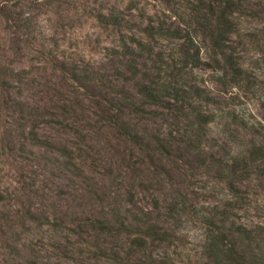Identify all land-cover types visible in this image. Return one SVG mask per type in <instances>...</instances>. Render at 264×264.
Instances as JSON below:
<instances>
[{
    "label": "rangeland",
    "instance_id": "1",
    "mask_svg": "<svg viewBox=\"0 0 264 264\" xmlns=\"http://www.w3.org/2000/svg\"><path fill=\"white\" fill-rule=\"evenodd\" d=\"M227 1L233 32L225 44L242 72L223 77L211 38L217 5ZM110 14L118 25L102 22ZM133 41L149 52L130 61L122 53ZM71 62L79 74L103 77L99 99L89 89L93 82L83 90L63 73ZM148 83L178 92L203 88L219 103L208 107L217 117L198 161L185 158L175 168L151 149L154 135L170 140L173 112L162 105L173 101L142 105L156 115L138 120L130 103H139L137 86ZM243 124L264 126V0H0V264H225L221 254H205L201 221L230 211V221L264 230V176L252 168L240 180L200 160L229 165L238 157L235 140L253 137ZM121 126L143 136L142 146L121 136ZM177 195L186 207L173 229L167 202ZM157 209L166 214L155 220L174 236L170 243L146 239L139 248L136 236L91 224L145 210L153 218ZM255 236L260 247L264 236Z\"/></svg>",
    "mask_w": 264,
    "mask_h": 264
},
{
    "label": "trees",
    "instance_id": "2",
    "mask_svg": "<svg viewBox=\"0 0 264 264\" xmlns=\"http://www.w3.org/2000/svg\"><path fill=\"white\" fill-rule=\"evenodd\" d=\"M227 1L224 5H217L219 9V15L217 19L216 33L212 40V46L217 50L216 56L219 59H215L217 66H220L222 72L227 76L228 72L233 71L237 74H241L242 69L241 65H238L236 58L233 57L234 51L230 46L225 44L227 40V35L232 34V25L228 24V19L225 13L231 8L233 4ZM210 6V5H208ZM209 12L212 10L208 8ZM102 22L106 23L108 26H116L120 23V19L116 20L115 15L110 14L103 16ZM133 48L125 46V50L122 55H128L131 60H135L140 53L149 52L148 49L143 45L141 41H133ZM229 51V52H228ZM119 54V53H117ZM121 55V56H122ZM135 63V62H134ZM130 65L129 72L131 78H135L138 72H135V64ZM68 63L62 65L64 69L63 73L68 75L69 80L74 81L82 87L87 89L90 81L93 82L92 86L88 88L93 90L92 96L99 99V94L103 85L99 81L103 80V77H98L97 74L92 76H86L78 73L77 69H74V65L71 62V67H65ZM197 64V63H196ZM119 80V79H118ZM153 84L148 83V85L141 84L137 86V95L139 98V103L132 102L129 107L130 111L137 117L140 121L148 120L147 116H155L153 112H147L146 109L142 107L144 104L158 105L161 104L162 99L171 98L173 101L163 102V109L166 111L171 110L173 114L169 119L171 120L168 123L169 126V138L166 140L163 137L152 136L151 141L154 146L151 147L153 152L159 155L160 157L170 160L175 168L180 169L181 164H186L183 162L185 158H190L193 163L198 161L196 158L200 156L201 152L199 150H204V145L201 146L205 138V132L209 124H213L216 120L217 115L209 113L208 107L219 105L216 100L214 101L213 95L209 90H205L199 87H189L185 92H178L174 89L173 86L162 84L160 87L151 86ZM102 100L108 104V107L113 108L115 112H121L123 110V105L121 102L115 103L113 105L112 99H106L102 97ZM130 101V100H129ZM120 105V106H119ZM128 105V103L126 104ZM166 115V114H165ZM226 117V113L223 114ZM157 117V116H156ZM111 119L114 120V117L111 115ZM237 119V118H236ZM235 122V121H234ZM116 123V121H115ZM121 128H123L121 126ZM244 130V134L252 135V139L244 140L239 138L235 140L238 154L236 158H232L230 164L228 165V160L221 159L218 161H207L200 160L201 166L209 169L211 167H219L220 173H224L226 169H230L233 178H239L240 180H246L249 178L250 174H253L252 168L257 169L256 176H264V126L259 125L248 127L247 125H242L240 127ZM257 128V129H256ZM123 133L121 136H124L132 144L142 146L144 137L137 135L135 132H128L127 129L123 128ZM31 140L37 142L39 146L45 145L42 141H39L36 134H31ZM238 141V143H237ZM260 142V143H258ZM235 144V143H234ZM181 146V147H179ZM183 147V148H182ZM140 151L148 150V146L140 147ZM62 155H64L62 153ZM193 155V156H191ZM260 165V166H259ZM187 167V166H186ZM189 167V166H188ZM159 174L162 175L160 168L158 169ZM157 173V175H159ZM235 189V187L233 188ZM236 192V191H235ZM237 194V193H236ZM179 197V198H177ZM130 201L132 197H129ZM181 197L177 195L175 198L168 200L167 202V217H171L173 229L179 228V222H176L178 213L182 212L186 207L184 202H181ZM153 204L156 208L158 200L154 199ZM232 209V207H230ZM142 214V215H141ZM141 214L136 217H128L123 219L122 217H98L94 218L91 222L93 227H97L99 231L103 233H126L127 235L136 236L135 242L136 246L139 248H146V239L152 241H164L172 242L174 236H171L169 233L162 231L159 228L158 220H155L157 217H166V214L162 216L160 209H157L153 218L151 216L152 212L149 210L141 211ZM221 217L219 223L214 221L211 217ZM231 213L229 212H214L212 216L208 214L203 218L201 224L205 227V235L203 240V249L205 254H221L223 256L225 264H264V244L261 243L259 247V241L257 242L256 234L264 236V230L261 227L249 228L247 225L239 222L230 221ZM261 239V238H258ZM253 244V249H250ZM252 255H254L252 257ZM259 255V256H256ZM261 257L262 262L259 263ZM248 258H251V261H248Z\"/></svg>",
    "mask_w": 264,
    "mask_h": 264
}]
</instances>
